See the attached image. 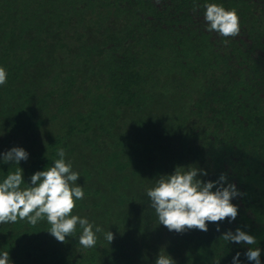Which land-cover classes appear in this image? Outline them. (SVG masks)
<instances>
[{"label": "trees", "instance_id": "16d2710c", "mask_svg": "<svg viewBox=\"0 0 264 264\" xmlns=\"http://www.w3.org/2000/svg\"><path fill=\"white\" fill-rule=\"evenodd\" d=\"M206 2L236 10L237 36L207 30ZM0 66V154H29L0 160V182L20 167L30 183L64 148L84 190L73 214L114 234L85 249L79 226L62 243L46 220L0 224L11 264H154L160 251L254 264L249 247L264 264V0H0ZM177 166L225 174L243 193L236 219L207 232L158 224L146 190ZM237 228L257 243L220 238Z\"/></svg>", "mask_w": 264, "mask_h": 264}, {"label": "clouds", "instance_id": "9594fccd", "mask_svg": "<svg viewBox=\"0 0 264 264\" xmlns=\"http://www.w3.org/2000/svg\"><path fill=\"white\" fill-rule=\"evenodd\" d=\"M204 20L209 32L220 36L235 37L240 32L239 16L236 10L226 9L222 4L205 3ZM195 11V6L194 9ZM227 43V39H225ZM7 82V71L0 66V86ZM28 152L22 147H12L3 154V163L12 162L19 165L28 159ZM58 159L52 166L36 171L30 177V183L23 179V169L18 167L9 172L0 182V224L27 221L35 226L46 220L50 226L47 230L58 241L65 243L66 237H72L80 229L79 244L85 249L95 247L96 233H104V239L110 244L114 239L111 231L89 222L86 217L73 214L76 201L84 198L83 187L77 184L80 174L72 170L71 161L65 160L64 148L57 149ZM200 175H207L203 169L195 166H177L172 174H165L156 179L153 187L147 188L146 194L150 206L154 209L158 224L169 231L182 233L190 229L208 231L209 223L234 221L238 215V206L233 198L242 196L234 183H226V175L221 174L216 181H203ZM24 185V187H21ZM215 188V191L213 189ZM225 242L255 245L256 237L237 228L223 233L220 237ZM261 249L249 247L246 258L261 264ZM240 253L233 257L232 264H240ZM0 264H11L9 252L0 253ZM154 264H175V261L160 251ZM219 264V260L216 262Z\"/></svg>", "mask_w": 264, "mask_h": 264}]
</instances>
